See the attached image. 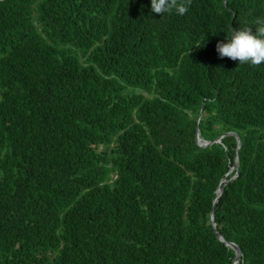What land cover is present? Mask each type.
I'll list each match as a JSON object with an SVG mask.
<instances>
[{
    "label": "trees",
    "instance_id": "16d2710c",
    "mask_svg": "<svg viewBox=\"0 0 264 264\" xmlns=\"http://www.w3.org/2000/svg\"><path fill=\"white\" fill-rule=\"evenodd\" d=\"M258 17L0 0V264H264V62L216 51Z\"/></svg>",
    "mask_w": 264,
    "mask_h": 264
},
{
    "label": "clouds",
    "instance_id": "9594fccd",
    "mask_svg": "<svg viewBox=\"0 0 264 264\" xmlns=\"http://www.w3.org/2000/svg\"><path fill=\"white\" fill-rule=\"evenodd\" d=\"M150 2L153 13L162 16L173 12L184 15L188 11L190 0H150ZM216 51L221 58L238 60L240 64L260 65L264 62V18L256 19L254 33L252 27L231 28L225 40L217 43Z\"/></svg>",
    "mask_w": 264,
    "mask_h": 264
},
{
    "label": "water",
    "instance_id": "95a60500",
    "mask_svg": "<svg viewBox=\"0 0 264 264\" xmlns=\"http://www.w3.org/2000/svg\"><path fill=\"white\" fill-rule=\"evenodd\" d=\"M227 135H234V134H233V133H228V134H226V135L220 136V137H219L218 139H216L214 142H216V143L220 142V140H221L224 136H227ZM196 141H197V143H198L200 146H203V147L209 146V145H211V144L213 143V142H206V141L201 140V139L199 138V133H198V132L196 133ZM236 141H237V148H236V152H235L234 165H233V167L230 169L229 173H230L232 170L237 171L238 164H239V163H238V159H237V152H238V150H239V148H240V146H241V141H240L239 137H237V136H236ZM229 181H230V179H229V180L224 179V180L221 181V183H220L221 186L216 190L217 197H216L214 203L217 202L218 198H219L220 195L222 194V191H223L224 186H225ZM210 223H211V225L213 226L214 232L216 233V236L218 237V239H219L220 241H222V242H225L224 239L221 237V235H220V234L216 231V229H215V225H214V223H213V216H212V214H211V218H210ZM225 243H226L227 246H229L230 248H232V249L234 250L235 255H236V256H235V259H234V261H233L232 264H235V263L239 262V260H240V249L238 248V246H237L236 244H234V243H229V242H225Z\"/></svg>",
    "mask_w": 264,
    "mask_h": 264
},
{
    "label": "bare ground",
    "instance_id": "6f19581e",
    "mask_svg": "<svg viewBox=\"0 0 264 264\" xmlns=\"http://www.w3.org/2000/svg\"><path fill=\"white\" fill-rule=\"evenodd\" d=\"M235 264H239V262L235 263Z\"/></svg>",
    "mask_w": 264,
    "mask_h": 264
}]
</instances>
